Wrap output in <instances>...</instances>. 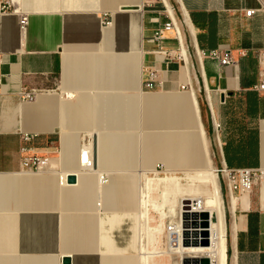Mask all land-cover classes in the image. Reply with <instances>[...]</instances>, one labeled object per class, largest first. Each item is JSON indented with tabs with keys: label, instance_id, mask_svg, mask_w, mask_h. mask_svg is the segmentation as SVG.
Returning <instances> with one entry per match:
<instances>
[{
	"label": "crops",
	"instance_id": "obj_1",
	"mask_svg": "<svg viewBox=\"0 0 264 264\" xmlns=\"http://www.w3.org/2000/svg\"><path fill=\"white\" fill-rule=\"evenodd\" d=\"M19 1L24 30L0 0V264H140L142 192L148 199L150 183L164 182L144 183L143 170L264 167V14L244 10L255 0H182L200 50L229 44L240 63L221 71L204 57L188 75L151 52L143 0ZM146 66L161 70L162 89L144 90ZM195 74L202 89H182ZM22 87L41 93L21 101ZM24 132L38 134L30 150L45 158L30 175L18 167ZM85 140L96 142L90 172L80 170ZM98 170L113 171L102 189ZM228 215L233 264H264V211L254 201Z\"/></svg>",
	"mask_w": 264,
	"mask_h": 264
},
{
	"label": "built area",
	"instance_id": "obj_2",
	"mask_svg": "<svg viewBox=\"0 0 264 264\" xmlns=\"http://www.w3.org/2000/svg\"><path fill=\"white\" fill-rule=\"evenodd\" d=\"M173 3L172 0H143V9L148 14V21L151 24V34L148 36L149 40L156 44V48L151 49V52L162 54L167 62L175 61L181 64L183 67L189 65L190 68H185L187 75L189 70L194 68L197 64V58L195 55L194 47L191 44L189 32L183 23V12L181 4ZM256 5L247 7L245 10V16L247 18H253L255 15L261 13L264 14V0H255ZM4 11L7 13H14L18 18V25L21 30H24L28 24V13L22 11L20 8L19 0H4ZM106 18L104 24H110L109 13H105ZM174 40L176 45L174 47H164L163 43L166 40ZM202 56L217 61V67L222 71L223 68L231 66L237 69L240 65L239 59L233 54V49L229 44H222L209 51H202ZM257 58L260 66L259 77L260 81L256 85L258 91H264V48L257 51ZM161 70L153 66L144 67V90H156L164 87V81L161 78ZM187 80L180 83L182 89L194 90L195 85L201 90V78L198 74H195V78L187 76ZM3 75L0 73V94H2ZM206 90V87H205ZM222 92V91H221ZM41 93L38 89H27L22 87L18 91V96L21 101H30ZM227 96V91H223ZM215 132L219 133V124L215 126ZM38 136L37 133H22L24 142H31ZM86 140L83 142L82 147L87 148ZM22 153L27 154L30 151V147H21ZM42 156L29 157L26 156L21 161V168H29L33 170V164H37V169L42 161ZM92 161V160H91ZM89 165L92 163L89 162ZM217 174L221 176L225 184V188L228 190V195H235L237 198L236 210H242V194L244 192L249 193L247 205L249 210L254 201L257 203L259 211H264V198L261 195V189L264 188V167H230L225 161H222L219 165H216ZM36 169V170H37ZM156 169L164 171L165 166L162 163L157 164ZM35 171V170H33ZM259 184V191L256 193L255 188ZM201 207L199 200H186L182 208L186 211H192Z\"/></svg>",
	"mask_w": 264,
	"mask_h": 264
},
{
	"label": "bare ground",
	"instance_id": "obj_3",
	"mask_svg": "<svg viewBox=\"0 0 264 264\" xmlns=\"http://www.w3.org/2000/svg\"><path fill=\"white\" fill-rule=\"evenodd\" d=\"M178 1L181 4V9L183 12V23L186 22L187 26H189L187 30L189 29L191 44L194 47L197 61L199 65L202 66L203 56L202 51L200 50L197 43L195 26L191 20L188 9L186 8L182 0ZM141 6L142 4L140 5V7ZM183 68L188 69L190 68V66L186 65ZM37 96L38 94L36 95V97ZM36 97L30 101H35L37 99ZM209 101L211 102V98L209 99ZM216 123L215 126H217ZM86 144L88 145L87 148L81 147L80 149V170L90 172V170L93 171L95 170V168L97 169V162L92 144H90V142ZM44 159L45 158H42L38 169L42 165ZM89 162L92 163V165H89ZM151 170L154 171L156 169L143 170L142 173H140V175L143 177L144 183H147L150 180V177L147 174ZM166 171L168 173L163 177L161 176L163 179H186L189 177L194 178L200 176L203 179L207 180V185L209 187H214L213 191L215 192V194L213 195L208 193L195 194L190 197L181 196L179 197L177 203L168 205L165 210L159 207V209L162 210L166 217L169 219L170 226L168 227L167 232V247L168 251L174 255L175 264H226L225 242L227 239V235L225 231V213L223 206L216 201V167L209 163L205 168L200 170L188 169L186 171H179L166 169ZM32 172L35 171L29 168H23L19 173L21 175H30ZM96 172L98 174V185L100 189H102L105 186V183L110 180L113 171L98 170ZM191 172H193L194 174H191ZM195 172L199 173L195 174ZM217 178L219 179V185L221 188L222 184L218 174ZM261 195L262 198H264V188L261 189ZM142 197V211H140L139 214V230L141 232V248L139 252L140 258L143 257V259L140 260V264H148V255L150 254V252L148 251L149 247H147V241L151 239V235H149L151 227L149 225V207L145 191L142 192ZM248 197V192H244L242 194V210L248 207ZM191 199L199 200L201 202V207L192 211H186L182 208V206L184 202H186V200ZM236 204V196L230 194L229 211L232 215L236 213ZM204 213L208 214L207 219L203 216ZM232 245L233 249H235V228L232 229ZM102 252L108 253L109 251L102 250ZM234 258L235 256L233 254V260Z\"/></svg>",
	"mask_w": 264,
	"mask_h": 264
},
{
	"label": "rangeland",
	"instance_id": "obj_4",
	"mask_svg": "<svg viewBox=\"0 0 264 264\" xmlns=\"http://www.w3.org/2000/svg\"><path fill=\"white\" fill-rule=\"evenodd\" d=\"M173 3L178 5L177 0H172ZM148 21V19H147ZM186 28V22H184ZM189 32V29H188ZM204 58V57H203ZM19 98V97H18ZM20 99V98H19ZM38 137V136H37ZM36 137V138H37ZM36 138L31 142H24L22 138V133H20L19 138V165L18 167L21 168V161L24 157H36L39 156L37 153L32 152L31 150L24 154L22 153L21 147L34 144ZM44 162V161H43ZM23 168H21L22 170ZM37 164H33V170L37 171ZM168 172L164 169V171H159L156 169L154 172L151 173L150 178L152 179H160L159 182L157 180L152 181L148 186L149 196H148V207H149V225L151 227L149 235L151 239L147 241V247H149L148 251L150 254L148 255V264H175L174 255L168 251L167 247V232L169 224V219L166 217L164 212L159 209V207L163 208L164 210L167 208L168 205L177 203L179 197L186 196L190 197L195 194H215L213 191L212 186L207 185V180L203 179L200 176L197 177H189L186 179H163L162 177L167 174ZM199 172H195L198 174ZM191 174H194L191 172ZM149 176V175H148ZM162 176V177H161ZM222 187L220 188L219 179L217 178V174H215V186L217 190V197L216 201L221 204L224 208L225 213V231L227 235L226 239V264H233V245H232V228L230 227V216L228 215L229 211V193L228 190L225 188V184L223 182L222 177L220 176ZM212 187V188H211ZM146 188V187H145ZM259 191V184L255 188V198L256 193ZM215 200V199H214ZM151 202V203H150ZM159 202V203H158ZM166 203V204H164ZM229 248L232 249L231 254H229ZM143 259V257L141 258Z\"/></svg>",
	"mask_w": 264,
	"mask_h": 264
},
{
	"label": "water",
	"instance_id": "obj_5",
	"mask_svg": "<svg viewBox=\"0 0 264 264\" xmlns=\"http://www.w3.org/2000/svg\"><path fill=\"white\" fill-rule=\"evenodd\" d=\"M94 148H95V155H96V142L94 141ZM96 161H97V158H96ZM77 180V176L74 174V175H70L68 177V182L69 183H75ZM203 216L207 219L208 218V214L207 213H204ZM72 262V258L70 256H67V257H64L63 258V263L64 264H71Z\"/></svg>",
	"mask_w": 264,
	"mask_h": 264
},
{
	"label": "trees",
	"instance_id": "obj_6",
	"mask_svg": "<svg viewBox=\"0 0 264 264\" xmlns=\"http://www.w3.org/2000/svg\"><path fill=\"white\" fill-rule=\"evenodd\" d=\"M228 252H229V254H231V248H229Z\"/></svg>",
	"mask_w": 264,
	"mask_h": 264
}]
</instances>
